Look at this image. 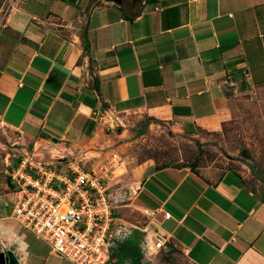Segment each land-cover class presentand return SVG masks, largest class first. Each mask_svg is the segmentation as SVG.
<instances>
[{
  "label": "crops",
  "instance_id": "obj_1",
  "mask_svg": "<svg viewBox=\"0 0 264 264\" xmlns=\"http://www.w3.org/2000/svg\"><path fill=\"white\" fill-rule=\"evenodd\" d=\"M263 84L264 0H0V251L72 264L13 218L8 172L23 155L60 166L130 151L147 121L195 139ZM130 171L133 195L115 213L136 235L134 264L174 248L187 264H264V200L237 170Z\"/></svg>",
  "mask_w": 264,
  "mask_h": 264
},
{
  "label": "built area",
  "instance_id": "obj_2",
  "mask_svg": "<svg viewBox=\"0 0 264 264\" xmlns=\"http://www.w3.org/2000/svg\"><path fill=\"white\" fill-rule=\"evenodd\" d=\"M63 163L25 154L10 169L13 218L50 253L72 264H115L112 252L130 236L131 225L121 223L115 213L118 197L107 193L113 161L88 168L79 159ZM170 216L164 211L165 219ZM163 244L164 238L155 235L153 248Z\"/></svg>",
  "mask_w": 264,
  "mask_h": 264
},
{
  "label": "rangeland",
  "instance_id": "obj_3",
  "mask_svg": "<svg viewBox=\"0 0 264 264\" xmlns=\"http://www.w3.org/2000/svg\"><path fill=\"white\" fill-rule=\"evenodd\" d=\"M229 106L217 130H202L195 139L174 132L165 124L147 121L130 151H103L104 155L92 153L93 156L77 158L86 168L107 159L113 161L108 191L118 197L117 204L129 202L136 182L130 168L144 161H151L154 167L201 163L217 165L220 170L235 169L245 186L264 200V84L232 97ZM1 142H5V134L0 128ZM53 155L58 157L60 153ZM90 157H95V161ZM27 233L29 240L35 237L30 231ZM133 256L125 253L122 264H134ZM146 261V264H187L176 248L153 252Z\"/></svg>",
  "mask_w": 264,
  "mask_h": 264
},
{
  "label": "trees",
  "instance_id": "obj_4",
  "mask_svg": "<svg viewBox=\"0 0 264 264\" xmlns=\"http://www.w3.org/2000/svg\"><path fill=\"white\" fill-rule=\"evenodd\" d=\"M136 235H131V237L117 244L116 248L112 252V259L115 264H122V256L125 253H132L133 262L137 261V251L135 247Z\"/></svg>",
  "mask_w": 264,
  "mask_h": 264
},
{
  "label": "water",
  "instance_id": "obj_5",
  "mask_svg": "<svg viewBox=\"0 0 264 264\" xmlns=\"http://www.w3.org/2000/svg\"><path fill=\"white\" fill-rule=\"evenodd\" d=\"M120 3L121 0H105ZM0 264H19L11 250L0 251Z\"/></svg>",
  "mask_w": 264,
  "mask_h": 264
}]
</instances>
